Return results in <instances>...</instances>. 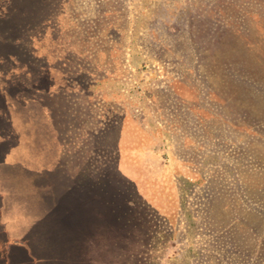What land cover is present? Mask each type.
Here are the masks:
<instances>
[{
    "label": "rangeland",
    "instance_id": "374dc122",
    "mask_svg": "<svg viewBox=\"0 0 264 264\" xmlns=\"http://www.w3.org/2000/svg\"><path fill=\"white\" fill-rule=\"evenodd\" d=\"M259 17L264 0H0V264H264V224L224 208L264 166L216 90L217 31L258 40Z\"/></svg>",
    "mask_w": 264,
    "mask_h": 264
},
{
    "label": "trees",
    "instance_id": "16d2710c",
    "mask_svg": "<svg viewBox=\"0 0 264 264\" xmlns=\"http://www.w3.org/2000/svg\"><path fill=\"white\" fill-rule=\"evenodd\" d=\"M260 18L258 27L261 39L258 40L251 39L238 27L228 30L226 36L223 29L217 31L218 35L222 36L218 39L219 52L227 51V55L223 54L224 56L220 55L221 57L218 58L219 65L225 72H222L216 90L219 94L227 91V96L223 97L225 102L233 108L234 115H237L240 121L239 125L245 127V131L249 134L247 136H250L252 140L248 144L247 152L243 155L252 160L255 159L256 162H262L264 166V157L257 151L264 139V23ZM74 177L73 173V176L69 178L74 180ZM244 177L248 182V188L245 186L248 192L242 194L243 197L240 196L239 199L228 198V203L224 208L236 213L235 218L229 224L232 226L231 229L233 226H241L247 234L253 237L254 230L260 227L259 223L264 224V167L251 166L245 169ZM209 185V191L215 197H211L210 204H212L221 199L219 195L222 189L216 190L217 185L214 187ZM236 188H241V186L237 184ZM246 194H250V197ZM257 200L262 201L261 208L257 206ZM239 210L243 212L242 220L236 217L239 215L237 214Z\"/></svg>",
    "mask_w": 264,
    "mask_h": 264
},
{
    "label": "crops",
    "instance_id": "0c3cea01",
    "mask_svg": "<svg viewBox=\"0 0 264 264\" xmlns=\"http://www.w3.org/2000/svg\"><path fill=\"white\" fill-rule=\"evenodd\" d=\"M53 133H54V135H55V137H56L57 134H55V132H53ZM53 133H52V134H53ZM51 137H53V135H52Z\"/></svg>",
    "mask_w": 264,
    "mask_h": 264
}]
</instances>
